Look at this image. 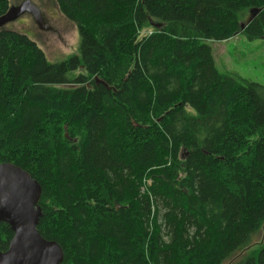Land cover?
Segmentation results:
<instances>
[{"label": "trees", "instance_id": "1", "mask_svg": "<svg viewBox=\"0 0 264 264\" xmlns=\"http://www.w3.org/2000/svg\"><path fill=\"white\" fill-rule=\"evenodd\" d=\"M51 1L63 61L0 28V165L40 186L61 264H264V86L202 44L263 39L264 0Z\"/></svg>", "mask_w": 264, "mask_h": 264}, {"label": "rangeland", "instance_id": "2", "mask_svg": "<svg viewBox=\"0 0 264 264\" xmlns=\"http://www.w3.org/2000/svg\"><path fill=\"white\" fill-rule=\"evenodd\" d=\"M26 0H9L10 6H19ZM42 14L46 30L39 29L30 15H23L7 24V30L16 31L32 39L44 52L49 62L63 61L77 53L79 36L74 24L66 20L51 0H31ZM248 18H245V22ZM4 28V29H5ZM144 33H150V30ZM212 50L214 66L218 73L230 75L238 83H255L264 86V38L248 40L237 34L226 41H203ZM264 231L262 232L263 237ZM261 237V238H262ZM253 246L248 254L261 245Z\"/></svg>", "mask_w": 264, "mask_h": 264}, {"label": "water", "instance_id": "3", "mask_svg": "<svg viewBox=\"0 0 264 264\" xmlns=\"http://www.w3.org/2000/svg\"><path fill=\"white\" fill-rule=\"evenodd\" d=\"M25 14L41 30L47 29L41 11L31 0L10 6L0 17V28ZM40 194V186L28 173L13 165H0V223L7 224L13 233L7 250L0 251V264H61L63 261L61 248L37 231L42 217L38 206Z\"/></svg>", "mask_w": 264, "mask_h": 264}, {"label": "flooded vegetation", "instance_id": "4", "mask_svg": "<svg viewBox=\"0 0 264 264\" xmlns=\"http://www.w3.org/2000/svg\"><path fill=\"white\" fill-rule=\"evenodd\" d=\"M39 28V27H38ZM40 29V28H39Z\"/></svg>", "mask_w": 264, "mask_h": 264}]
</instances>
